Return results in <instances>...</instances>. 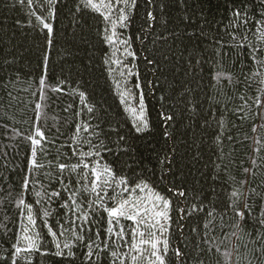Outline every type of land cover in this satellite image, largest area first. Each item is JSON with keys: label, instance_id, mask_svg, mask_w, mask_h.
I'll return each mask as SVG.
<instances>
[{"label": "trees", "instance_id": "16d2710c", "mask_svg": "<svg viewBox=\"0 0 264 264\" xmlns=\"http://www.w3.org/2000/svg\"><path fill=\"white\" fill-rule=\"evenodd\" d=\"M100 11L82 0H0V264H132L139 253L131 238L106 232L104 206L117 201L84 191L97 164L115 177L108 197L123 192V179L169 201L165 264H264V227L255 219L264 204V3L111 0ZM141 102L148 130L138 132L129 109L138 113ZM37 130L43 166L32 169ZM236 189L244 193L236 210L253 205L245 220L229 206ZM30 241L39 251L16 257L14 248Z\"/></svg>", "mask_w": 264, "mask_h": 264}, {"label": "snow or ice", "instance_id": "6c2138e0", "mask_svg": "<svg viewBox=\"0 0 264 264\" xmlns=\"http://www.w3.org/2000/svg\"><path fill=\"white\" fill-rule=\"evenodd\" d=\"M55 2V0H53ZM82 2L86 3L88 6L92 8L93 11L100 12V14L103 16L104 13L101 12V7H111V0H100V4L94 3L93 0H82ZM118 3L127 4L128 0H117ZM262 3H264V0H261ZM235 15L239 16V13H235ZM104 18L107 20L109 19L108 16H104ZM39 19V18H38ZM127 20V16H122L120 18V27H123L125 24V21ZM40 23L43 24V21H40ZM264 24V22H262ZM44 27L47 29L48 33L51 34L52 28L44 24ZM113 36H115V32H113ZM108 41L110 44H116L117 41L113 39L112 37H108ZM121 44L124 43V41H120ZM258 51H261L262 54H264V49H258ZM113 63H116V61H113ZM264 63V62H262ZM119 66V65H117ZM123 73H121L122 75ZM255 75H260V73H255ZM41 88L45 86V80H40ZM261 83H264V80L261 81ZM54 92H59L60 88H53L51 89ZM261 93L264 94V89H261ZM43 98V96L41 97ZM126 99V97H125ZM241 99L243 100L244 97L242 96ZM257 100V107H262V104L259 103L260 97L256 98ZM124 102L123 100L121 101ZM36 109L38 110V113L41 110V105L37 104ZM89 112L92 111L91 108L88 109ZM135 117L136 124L134 127H136L138 132H143L148 130V124L145 122V111L143 103H140V110L137 113L135 109H129ZM40 116L38 115L37 119L39 120ZM162 119L164 121H171L173 118L171 116H162ZM166 126V125H165ZM261 128H264V125H260ZM77 135L80 132V129L77 128ZM84 131H88L87 127L84 128ZM253 131H256V128H253ZM36 137H39V140L36 139ZM31 141V144L33 145L32 149V157L31 160V167L32 169H36L37 167H42L43 165H38L36 162V155H37V148L41 147L40 141L44 140V134L37 130L35 131L34 137L29 138ZM75 154V153H74ZM92 155H95L93 153ZM255 160H253V164L255 165ZM80 167H83L85 169L89 168L88 164L81 163ZM66 168L65 166H61L59 168V171L61 173L65 172ZM77 168L74 166L71 168L72 172H75ZM91 186L90 188L84 189V191L88 194L95 193L97 196H101L102 199L104 197H107L110 201L116 200L117 204L113 208L109 209L107 206H104V212H106L108 217V227L106 229V232L111 235V237H119L120 239H125V236L131 238V243L129 245L131 251H135L136 253H139L138 256L132 257V264H136V261L143 258L145 261L149 260L150 257H154L153 264H165V257L168 256V249L169 244L167 239L160 240L156 237V233L159 232L161 236H164L167 232L168 227V210L171 207L169 201L165 200L160 195L153 193L152 190L148 187L147 184H140L136 188L129 189L127 187V181L126 180H119V183L116 185V187H119L123 185V192L116 193L115 197H108V191L106 190L108 186H111L113 181L115 180V177L112 174L111 169L102 167L101 165L97 164V167L95 169H91ZM251 169H244L245 174H250ZM87 176V174H85ZM243 183V182H242ZM29 187V183L27 179L25 180V183L23 185V189L27 190ZM115 191V189H112ZM169 191H172L169 189ZM254 191V190H253ZM144 192L146 193L143 197H138L136 199H130V198H123L124 193H139ZM79 194V193H76ZM59 192H53L51 193V196L57 197L59 196ZM178 196H184V192L176 193ZM244 195V193L240 189H236L235 191H232L230 193V200L234 201V203L230 204L229 206L233 208L235 216L239 217L240 220H245L246 216L245 213H248V215H251L252 212V204L245 203L244 204V211L236 210V204L240 202V198ZM69 199L72 201V204L74 205V210H79V205L76 203V200L74 199V196H70ZM18 207L24 206L23 201H21L18 205ZM63 207H67V204L62 205ZM98 207L101 205H97ZM260 207V214L256 216V222L260 227H264V219H261V216H264V204L259 205ZM29 213H31V209H28ZM193 211H196L194 208ZM191 215V213H189ZM29 223L35 224V221L33 220V217L29 214L27 217ZM129 221L131 222L128 226H120V221ZM85 223L88 221V217H84ZM134 226V227H132ZM260 227L257 228V231L259 232ZM127 228V231H126ZM147 229V231H145ZM53 238H56L55 233H51ZM99 235V233H97ZM152 237L153 239L148 240L145 239V237ZM23 240V237L21 238ZM77 240H81L82 238L78 235L76 237ZM34 242L30 241L28 247H15L14 248V255L16 257H19L21 252H32V251H39L38 247H33ZM57 248H60L59 243H57ZM65 247H72L71 245H66ZM87 248L91 249V245H86ZM97 248H99V244H97ZM100 251H107V248L100 249ZM264 251V250H262ZM162 253V254H161ZM42 255H47V253H42ZM54 255L57 256H63V252H56ZM112 257L119 259V256L116 252H113ZM127 255V254H125ZM88 259H93V252L88 251L87 252ZM175 256L180 257L181 260L183 259V253L180 251L175 252ZM13 264H15V260H13ZM94 264V262H93ZM120 264H124L123 259H120Z\"/></svg>", "mask_w": 264, "mask_h": 264}, {"label": "rangeland", "instance_id": "374dc122", "mask_svg": "<svg viewBox=\"0 0 264 264\" xmlns=\"http://www.w3.org/2000/svg\"><path fill=\"white\" fill-rule=\"evenodd\" d=\"M96 1H100V0H96ZM145 195H146V193H144V192H143V193L141 194V196H140V197H143V196H145ZM133 196H137L136 198H138V196H139V193H135V194H133ZM136 198H134V199H136ZM156 237H157V238H159L160 240L162 239V238H161V235H159V236H156Z\"/></svg>", "mask_w": 264, "mask_h": 264}]
</instances>
